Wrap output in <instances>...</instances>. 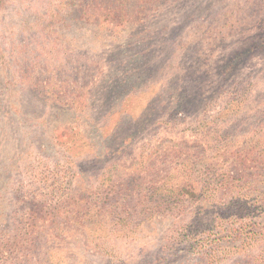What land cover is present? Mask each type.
I'll return each instance as SVG.
<instances>
[{"label":"rangeland","instance_id":"obj_1","mask_svg":"<svg viewBox=\"0 0 264 264\" xmlns=\"http://www.w3.org/2000/svg\"><path fill=\"white\" fill-rule=\"evenodd\" d=\"M0 264H264V0H0Z\"/></svg>","mask_w":264,"mask_h":264}]
</instances>
